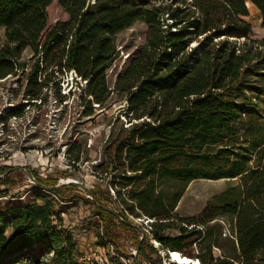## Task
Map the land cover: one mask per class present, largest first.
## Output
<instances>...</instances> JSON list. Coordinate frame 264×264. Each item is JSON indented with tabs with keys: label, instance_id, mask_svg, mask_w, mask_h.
<instances>
[{
	"label": "trees",
	"instance_id": "16d2710c",
	"mask_svg": "<svg viewBox=\"0 0 264 264\" xmlns=\"http://www.w3.org/2000/svg\"><path fill=\"white\" fill-rule=\"evenodd\" d=\"M53 1L69 19L47 30ZM248 3L264 29V0H0V80L25 70L21 57L30 49L36 59L24 95L32 103L49 85L63 102L60 82L70 72L83 116L121 95L127 125L109 134L95 174L110 176L109 188L128 213L158 220L154 237L162 247L180 251L191 237L201 238L203 264H264V37H251ZM136 22L146 25L144 43L110 87L116 36ZM69 144L65 154L75 165L83 149L77 140ZM10 170L0 167V185L11 183ZM31 176L34 201L0 210V264H86L56 209L81 187ZM198 179L229 184L198 218L176 221L178 201ZM93 188H81L91 197L81 199L94 206L114 241L113 211L100 202L109 192ZM218 219L232 224L236 241L222 236ZM181 223L204 225V232ZM170 227L178 235L163 233ZM223 241L230 245L225 251ZM212 245L221 257L212 255Z\"/></svg>",
	"mask_w": 264,
	"mask_h": 264
},
{
	"label": "rangeland",
	"instance_id": "374dc122",
	"mask_svg": "<svg viewBox=\"0 0 264 264\" xmlns=\"http://www.w3.org/2000/svg\"><path fill=\"white\" fill-rule=\"evenodd\" d=\"M248 9L249 16L245 17V20L251 25V37H264L257 8L248 3ZM47 13V30L56 22H66L69 19L57 1L48 6ZM145 32L146 25L136 22L116 36L118 57L106 72L110 87L113 86L127 57L144 43ZM35 59L30 49H27L21 57V62H26L25 70H18L16 76L0 80V167L11 168L8 172L11 183L0 185V210L12 201H34L38 190L31 174L36 172L43 179L56 178L57 185L75 183L85 188L88 193L94 186L100 185L101 191L109 192L107 196H100L101 204L118 212V198L109 188L110 176L101 179L95 174L94 167L101 162L102 149L109 134L121 124L127 125L123 115V97L111 95L102 107L94 105L91 116H83V108L79 103L81 89L77 88L69 73L60 82L61 94L66 95L63 102L56 99L54 87L49 85L42 90L41 102L37 100L32 103L33 101L24 95V85ZM78 83L80 87L84 84L81 80ZM13 112L20 113V116H14ZM73 140L79 141L83 156L79 163L70 165L65 152L69 142ZM228 184V180L224 179L191 181L173 211L174 219L180 222L192 217L198 218L207 206L214 205L217 196ZM81 188L68 194L71 196L70 201H58L56 208L61 211L63 229L71 234L76 243L77 251L81 255L80 260L126 264L129 249L135 245L139 246L137 233L126 223H117L111 214L115 240H109L104 234L100 217L94 214V206L81 199H91L90 194ZM11 233L13 231L8 229L6 236L10 237ZM163 233L178 235L177 229L171 227ZM221 246L225 251L230 245L223 241ZM191 247L184 245L188 254H192L189 249ZM138 253L140 260H149L154 264L160 262L159 250L152 244L142 242Z\"/></svg>",
	"mask_w": 264,
	"mask_h": 264
},
{
	"label": "built area",
	"instance_id": "2783aa9c",
	"mask_svg": "<svg viewBox=\"0 0 264 264\" xmlns=\"http://www.w3.org/2000/svg\"><path fill=\"white\" fill-rule=\"evenodd\" d=\"M90 3H94V0H90ZM70 76L73 78L74 73L70 72ZM85 84V81H83ZM83 84V85H84ZM112 194H114V191L110 189ZM115 196V194H114ZM119 211L114 212L113 215L115 217V221L117 223H126L129 227H131L136 233H137V240H138V245L140 246L142 242H147L149 244H152L154 247H156L159 250V254L161 256L160 262L158 264H203L202 260L200 258L201 254L203 251L199 248V244L201 241V238H199L197 235L191 237L190 239L187 240V242H190L189 246H192L189 249H192V254H188L183 248L182 250H170L168 248L162 247L160 242L154 237V228L155 224L158 222L157 219L150 218L148 216L143 215L142 213H139V215H132L128 213V211L119 203ZM218 221L221 223L223 226V232L222 236L223 237H229L231 239H234L236 241V236L232 232V224L226 220V219H218ZM159 222H167V220H159ZM213 222V221H211ZM125 224V225H126ZM183 227L186 229L192 230L196 229L199 231L204 232V225L201 224H187V223H181ZM139 246L135 245V247H131L129 249V255L128 259L126 261V264H154L151 263L149 260H140L139 259ZM212 249V255L216 257H221V250L215 246H211ZM174 254H178L179 256L182 257V260H188L187 262L182 263V261H178L177 259L173 258ZM90 261L88 260L85 262L86 264H93L94 262L96 264H114L112 261ZM237 264V263H236Z\"/></svg>",
	"mask_w": 264,
	"mask_h": 264
},
{
	"label": "bare ground",
	"instance_id": "6f19581e",
	"mask_svg": "<svg viewBox=\"0 0 264 264\" xmlns=\"http://www.w3.org/2000/svg\"><path fill=\"white\" fill-rule=\"evenodd\" d=\"M70 181V180H69ZM192 250V249H191ZM173 258L174 259H177L178 261L180 260V261H182V263H184V262H187L188 260H182V257L181 256H179L178 254H174L173 255Z\"/></svg>",
	"mask_w": 264,
	"mask_h": 264
},
{
	"label": "crops",
	"instance_id": "0c3cea01",
	"mask_svg": "<svg viewBox=\"0 0 264 264\" xmlns=\"http://www.w3.org/2000/svg\"><path fill=\"white\" fill-rule=\"evenodd\" d=\"M12 236H13V233H11L10 237H12ZM10 237H8V238H10Z\"/></svg>",
	"mask_w": 264,
	"mask_h": 264
}]
</instances>
